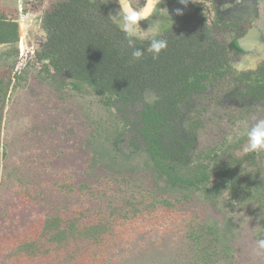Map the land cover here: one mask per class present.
Returning a JSON list of instances; mask_svg holds the SVG:
<instances>
[{
    "label": "rangeland",
    "instance_id": "1",
    "mask_svg": "<svg viewBox=\"0 0 264 264\" xmlns=\"http://www.w3.org/2000/svg\"><path fill=\"white\" fill-rule=\"evenodd\" d=\"M56 1L0 0L6 18L18 21L20 34L17 43L0 45L5 83L0 94V264H73L84 255L80 249L57 254L53 248L41 255L11 244L32 215L7 214L15 189L25 182L32 181L40 191L44 186L58 207L80 202L73 193L59 195L49 188L60 175L72 177L74 184L105 186L111 194L95 201L94 209L120 208L98 237L99 257L81 264H264V257L253 251L257 239L264 238V190L259 198L234 196L229 189L207 193L206 188L220 182L214 172L203 189L172 187L144 151L140 102L109 104L90 86L75 87L69 72L58 73L48 60L39 59L38 28L44 11ZM105 1L116 15L119 4ZM153 26L140 22L145 31ZM262 58L264 52L241 55L230 73L254 68ZM253 117L264 118V104L246 96L243 82L227 75L183 105L161 137L166 148L179 151L176 159L183 172L200 162L214 169L240 160L242 175L263 178L264 153L243 152ZM149 193L158 201L185 194L189 200L178 203L181 214L163 218L150 210ZM45 207L52 209V204Z\"/></svg>",
    "mask_w": 264,
    "mask_h": 264
},
{
    "label": "trees",
    "instance_id": "2",
    "mask_svg": "<svg viewBox=\"0 0 264 264\" xmlns=\"http://www.w3.org/2000/svg\"><path fill=\"white\" fill-rule=\"evenodd\" d=\"M43 27L48 37L38 53L39 59L48 60L49 65L58 73L69 72L75 81V87L82 84L90 86L105 96L109 104L143 100L146 88L158 81L159 69L163 75L169 73L165 67H170L171 63L166 56L160 59L159 64L156 62L158 58L153 59L147 51L140 60L132 58V49L128 48L124 34L100 1H59L46 11ZM19 40V24L7 20L0 13V45L15 44ZM136 46L141 50L147 49L140 41ZM159 82L164 84L163 92L170 93L173 80V83L169 80ZM4 85L3 77L0 76V94L4 93ZM247 91L264 99V82L247 86ZM168 98H172V95L167 94L157 106L147 104L140 112L139 119V135L143 139L144 151L152 159L159 175L172 187L203 189L211 179V172H214L220 182L206 188L207 193L217 194L229 189L234 196L243 194L259 198L264 190V177L260 178L258 173L242 175L240 160L237 165L227 161L216 165L214 169L208 163L200 162L186 173L170 159L161 147L158 133L161 124L167 123L177 108ZM2 108L3 106L0 107V129L3 122ZM122 134L117 135L114 143L119 142ZM204 157H210V154ZM73 180L72 177L60 175L59 179L49 185L59 195H77L80 202L71 206L54 205V201L46 196L44 186V190L40 191L32 181H23V186L15 189L13 207L7 214L31 212L32 215L26 223L21 222L22 225L25 223L22 233L17 232L12 238L9 237L11 244L21 246L26 251L32 249L41 255L48 248L56 249L57 254L82 250L84 255L77 257L73 264H81V260H88L90 257H99L96 255L97 245L101 243L98 237L107 226H111L116 218L115 213H120V208H114L110 212L94 209L92 204L105 195H110V191L103 185L74 184ZM149 194L150 210L154 209L156 215L163 218L165 215L166 218H173L179 212L181 214L178 203L189 200L188 194L174 200L159 201ZM48 204H52V209L45 207ZM134 209L135 207L132 210ZM15 236L17 238L14 239Z\"/></svg>",
    "mask_w": 264,
    "mask_h": 264
},
{
    "label": "flooded vegetation",
    "instance_id": "3",
    "mask_svg": "<svg viewBox=\"0 0 264 264\" xmlns=\"http://www.w3.org/2000/svg\"><path fill=\"white\" fill-rule=\"evenodd\" d=\"M59 1L52 3L43 13L38 28L42 48L48 37L43 27V18L46 11ZM90 1L102 2L110 15L116 11L105 0ZM115 1L120 6L119 0ZM150 1L129 0V3L137 10L143 8L147 11ZM177 10L180 14H177ZM0 13L6 18L1 9ZM147 16L148 19L140 22L154 25L152 31L157 38L168 41V47L160 53L156 62L159 64L160 59L166 56L171 66L165 67L169 70L166 75L159 69L158 81L152 87L146 88L155 94L153 102L145 99V92L143 100L137 102L142 104V111L147 104L157 106L167 94L172 95L168 101L171 100L177 108L172 118L161 124L158 133L164 152L173 162L179 164L176 159L180 155L179 151L169 150L164 146L161 130L180 116L182 106L189 103L192 97L206 93L212 85L222 82L225 76L233 75L235 79L243 82L246 96L264 104V99H259L247 91V86L264 82V58L254 68L239 71L237 75L230 73L231 66H235V60L239 56L264 52V0H186V3L181 0H156L147 11ZM6 19L18 23L16 19ZM240 41L242 43L238 47L237 42ZM140 42L148 48V40ZM162 80L174 82L170 93L163 92L164 84L159 82ZM206 154L208 153H203V156Z\"/></svg>",
    "mask_w": 264,
    "mask_h": 264
},
{
    "label": "clouds",
    "instance_id": "4",
    "mask_svg": "<svg viewBox=\"0 0 264 264\" xmlns=\"http://www.w3.org/2000/svg\"><path fill=\"white\" fill-rule=\"evenodd\" d=\"M186 3V0H181ZM120 8L116 15H110L117 24L119 30L124 34L128 48L132 49V58L140 60L145 54L149 52L153 59H157L160 53L168 47V41L164 38H157L154 31L142 30L140 21L148 19L147 14L143 8L137 10L132 7L129 0H119ZM177 14H180L177 10ZM148 40L149 45L145 50L137 47L138 41ZM254 123L249 127L246 137V145L243 147L245 154H260L264 153V118L253 117ZM254 254L258 257H264V238L257 239Z\"/></svg>",
    "mask_w": 264,
    "mask_h": 264
},
{
    "label": "water",
    "instance_id": "5",
    "mask_svg": "<svg viewBox=\"0 0 264 264\" xmlns=\"http://www.w3.org/2000/svg\"><path fill=\"white\" fill-rule=\"evenodd\" d=\"M155 1H156V0H151V1H150V4L148 5L147 11H148L149 8L151 7L152 3L155 2ZM147 11H145L146 14H147ZM241 43H242L241 41H240V42H237V46L240 47V44H241ZM21 48H23V47L21 46ZM144 97H145V99H146L148 102H153V99H154V97H155V94L152 92L151 89H147V90L145 91V95H144Z\"/></svg>",
    "mask_w": 264,
    "mask_h": 264
}]
</instances>
